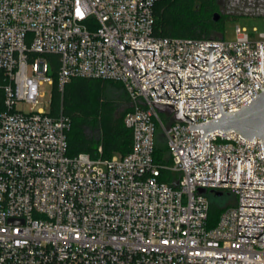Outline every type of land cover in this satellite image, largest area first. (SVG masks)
Returning <instances> with one entry per match:
<instances>
[{
  "label": "built area",
  "instance_id": "2783aa9c",
  "mask_svg": "<svg viewBox=\"0 0 264 264\" xmlns=\"http://www.w3.org/2000/svg\"><path fill=\"white\" fill-rule=\"evenodd\" d=\"M160 0H0V264H212L203 255L225 257L214 264H264V182L262 138L252 141L231 132L190 129L174 112L153 102L172 104L179 89L182 111L193 123L222 115L208 70L212 71L224 111H235L264 90V31L237 26L235 41L224 38L160 37L154 34ZM172 70L164 76L165 70ZM263 42V72L261 69ZM47 54L59 55L58 88L74 77L120 82L130 98L125 124L133 142L126 155L68 153L70 118L51 114L55 76ZM142 62L146 71L145 74ZM250 62L252 64L250 73ZM177 72V74H176ZM144 76L140 77L141 75ZM154 80V81H152ZM152 81V82H150ZM148 82H150L148 84ZM153 101V102H149ZM28 104L25 110L18 104ZM174 109V110H176ZM167 139L171 163L155 159L158 131ZM171 171L175 175H167ZM206 188V192H200ZM228 191L236 204L215 227L207 226L208 192Z\"/></svg>",
  "mask_w": 264,
  "mask_h": 264
},
{
  "label": "trees",
  "instance_id": "16d2710c",
  "mask_svg": "<svg viewBox=\"0 0 264 264\" xmlns=\"http://www.w3.org/2000/svg\"><path fill=\"white\" fill-rule=\"evenodd\" d=\"M196 0H160L155 6L154 34L160 37H194V38H223L218 37L215 31L222 32L223 17L214 20L207 15L208 5L215 0H201L203 9L194 8ZM217 29V30H216ZM51 62V72L55 76L51 114H65L70 118V128L67 130L68 153L77 155L87 152L96 156L98 149L102 147L103 157L113 155H126L132 148V131L126 126L124 118L130 110V98L120 82L89 78L74 77L64 87L58 88L56 72L59 67V55L47 54ZM3 72L0 70V105L3 99ZM118 90L124 93V97L111 92ZM114 92V91H113ZM94 131L97 135H94ZM161 131V130H159ZM158 131V132H159ZM163 132L158 133L155 149V159L159 163H171L172 159L167 146L163 143ZM167 175H175L171 171H165ZM210 208L207 219L209 228L215 227L221 214L228 207L229 199L236 197L224 191L208 192Z\"/></svg>",
  "mask_w": 264,
  "mask_h": 264
},
{
  "label": "water",
  "instance_id": "95a60500",
  "mask_svg": "<svg viewBox=\"0 0 264 264\" xmlns=\"http://www.w3.org/2000/svg\"><path fill=\"white\" fill-rule=\"evenodd\" d=\"M219 19H220V14L216 12L214 14V20H219ZM124 44H125L126 47H129V48L133 49L134 52H135L136 49L153 50L152 70H154L156 68H160V69H163V70L166 71V73H164L161 76L155 78L154 80L164 76L165 74H167L169 72H175V71L167 70V69H164V68H161V67H158L157 65H155V63H154V51H155V49L133 48L130 45H128L127 43H125V42H124ZM202 46L210 49V51H209V59H207V58H205V57H203V56H201L199 54H196V55H198V56H200V57H202V58H204V59L209 61L208 70H206V69H204V68H202V67H200V66H198V65H196L194 63H192V65H194V66L206 71V73L202 74V75H187V77H200V76H204V75L209 74L212 83H209V84H206V85H203V86H187V88H202V87H205V86L213 84V88H214L215 93L207 95V96H204V97H188V98H205V97H208V96L216 94L218 103L213 104V105L208 106V107H189V109H206V108H209V107H212V106H215V105H219L222 115L220 117L210 119L207 122H200V123H197V124L193 123V119H191L189 116L184 114L183 111H182V100L180 98V77L177 74V72H176V74L178 76L179 89L175 88V86L172 83L170 78H169V81L171 82L172 86L174 87V89H175L176 93L178 94L179 98L170 97V95L168 94L167 90L165 89V87H164V85L162 83H161V85L163 86L165 92L167 93V96L158 95L156 89L154 87H153V89L156 92L158 97L178 100L179 101V109H176L172 104L153 102V101H149V102H153L154 105H156L157 109L160 112H166V111L174 112V116L176 117V119H178L180 121L189 122L191 130H194V129H202V130H204V133H203V136H202L203 149L200 152V154H198L195 157H192L190 151H188L187 153H188L190 159H194L196 157H199L203 153V151L205 149V146H206L205 145V139H204L206 134H208L210 132H215L217 130H220V131H234V132L239 133V134L243 135L244 137H246V138H248V139H250L252 141L256 140L255 137H260V138H262V142H263V146H264V90H263V88L261 87V85L259 84V82L257 81V79L254 77V75L251 72V69H252L251 62H250V66H251L250 73L252 74V76L257 81V83L259 84V86L262 88L263 91L261 93H259L255 98H253L251 100V102H249L246 105H243L240 109H237L235 111L231 110V111L225 112L224 108L222 106V103H225V102H228L230 100L236 99V98H238L239 96H241L243 93H245L248 90L244 91L243 93H241L240 95H238L235 98H232V99H229V100L221 102L219 93L227 91V90H230V89H233L235 86H237L242 81H240L239 83H237L235 86H233L231 88H228V89H225V90H222V91L218 92L217 87H216V83L220 82V81H223V80H227L228 78L233 76L235 74V72L232 75H230L229 77L215 82L212 73L216 72V71L223 70L225 67H227L230 64H227L226 66H224L221 69L212 71V63H214L215 61L220 59L223 55H221L220 57H218L217 59L212 61L213 49L215 47H217V46L216 45H202ZM137 58L139 59L138 56H137ZM139 61H140V59H139ZM140 63L143 66L141 61H140ZM143 68H144V66H143ZM261 69H262V72H263V42H261ZM144 70L146 71L145 68H144ZM152 70H150V71H152ZM150 71H148V72L146 71L145 74L149 73ZM145 74L141 75L140 77L144 76ZM263 74H264V72H263ZM154 80H152V81H154ZM152 81H150V82H152ZM150 82H148V84ZM174 109H176V110H174ZM219 159H220V156H218V161H217V177H216V179H202V175L200 174V178L198 180L264 184V182H249L250 158L248 159L247 181H239L240 157H238L237 181L229 180L230 156H228L227 180L218 179ZM200 192L205 193L206 192V188H201ZM218 194L221 195L222 192H218ZM241 197L264 198V197H259V196H244V195H242ZM241 206L264 207V206H257V205H241ZM240 215L241 216L264 217V215H254V214H240ZM240 226L264 227L262 225H248V224H240ZM239 236H242V237H257L258 240L264 241V228H263V233H259V235H243V234H239ZM187 257L211 258L212 259V264H214V259H224L225 260V257H217V256L188 255ZM244 264H255V262H244Z\"/></svg>",
  "mask_w": 264,
  "mask_h": 264
},
{
  "label": "rangeland",
  "instance_id": "374dc122",
  "mask_svg": "<svg viewBox=\"0 0 264 264\" xmlns=\"http://www.w3.org/2000/svg\"><path fill=\"white\" fill-rule=\"evenodd\" d=\"M201 3V0L195 1V10L200 11L203 9ZM224 3L226 2H223L221 0H215L213 3L211 2L210 5H208L209 9L206 10L207 15L213 16V13L217 12L220 14V17L224 16L222 24H219V27L222 26V32H220L219 29H216L217 31H215V34L218 37H220L222 33L225 41H235L237 38V26L245 28L249 33H259L264 31V19L262 17L253 15H229L226 13V11L229 9L228 4L225 5ZM111 92L122 97L125 96L122 91L112 89ZM18 107H23L25 110H28L30 108V105L20 103L18 104ZM160 132L162 131H159L158 133ZM93 134L97 135V132L94 131ZM163 143L165 146H167V139L164 136ZM228 202L229 204L234 205L235 199L231 197Z\"/></svg>",
  "mask_w": 264,
  "mask_h": 264
},
{
  "label": "flooded vegetation",
  "instance_id": "af4514ba",
  "mask_svg": "<svg viewBox=\"0 0 264 264\" xmlns=\"http://www.w3.org/2000/svg\"><path fill=\"white\" fill-rule=\"evenodd\" d=\"M229 9V15H253L264 19V0H221Z\"/></svg>",
  "mask_w": 264,
  "mask_h": 264
},
{
  "label": "bare ground",
  "instance_id": "6f19581e",
  "mask_svg": "<svg viewBox=\"0 0 264 264\" xmlns=\"http://www.w3.org/2000/svg\"><path fill=\"white\" fill-rule=\"evenodd\" d=\"M217 131H219V132H231V131H220V130H217Z\"/></svg>",
  "mask_w": 264,
  "mask_h": 264
}]
</instances>
